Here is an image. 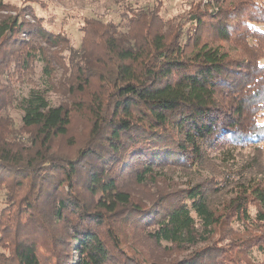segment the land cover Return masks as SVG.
<instances>
[{"label":"trees","instance_id":"obj_1","mask_svg":"<svg viewBox=\"0 0 264 264\" xmlns=\"http://www.w3.org/2000/svg\"><path fill=\"white\" fill-rule=\"evenodd\" d=\"M186 3L86 19L76 46L0 0V264H264V4Z\"/></svg>","mask_w":264,"mask_h":264},{"label":"rangeland","instance_id":"obj_2","mask_svg":"<svg viewBox=\"0 0 264 264\" xmlns=\"http://www.w3.org/2000/svg\"><path fill=\"white\" fill-rule=\"evenodd\" d=\"M10 2L14 6L18 8L22 7L23 5L32 6L38 16H42L46 19V26L50 29L57 31H62L67 33L72 42L79 46L82 40V33L79 31V27L83 25L86 19L97 18L103 21H114L119 22L120 11L122 8L125 7L126 4L130 3H138L142 5H147L149 2L157 1V0H6ZM159 1V0H158ZM163 7H162V16L166 19H171L172 17H176L179 15H184L188 9L190 8L189 5L186 3L188 0H162ZM207 2L208 0H204ZM213 1V0H212ZM259 3L264 4V0H254ZM212 12L216 13L217 9L211 8ZM7 12H0V17ZM264 28L263 25L260 26ZM264 62V59H263ZM55 77V84L51 87V99L54 103L61 101L64 99L65 92L67 90L66 87L62 85L63 81H61L62 71L61 69L57 68ZM38 77H43L42 67H38ZM43 79L40 80L42 84ZM43 85V84H42ZM23 89V88H21ZM25 89V88H24ZM10 115L14 121V130L20 134L21 136L24 134V131L21 129V121L20 116L21 113L10 105ZM87 119V117H86ZM86 119L79 118L75 122L74 126V134L81 135V131L84 130L83 122H87ZM84 138L82 137L79 141L74 142V148L72 152L77 151L79 147L82 146ZM76 147V148H75ZM69 148L67 145V140H58L56 144V149L58 151H66ZM253 149L246 150V155L250 161L251 157L255 156L252 155ZM256 162H264V153L262 157H258L255 160ZM147 198V196L145 197ZM2 204L0 203V206ZM252 213H255L256 208L254 205L251 207ZM150 252L161 259H170L173 257L174 252H164L161 248L157 246H149ZM262 255H258V258H261Z\"/></svg>","mask_w":264,"mask_h":264}]
</instances>
